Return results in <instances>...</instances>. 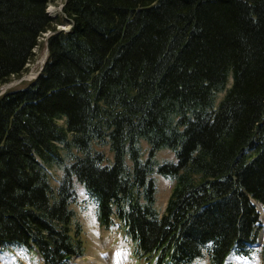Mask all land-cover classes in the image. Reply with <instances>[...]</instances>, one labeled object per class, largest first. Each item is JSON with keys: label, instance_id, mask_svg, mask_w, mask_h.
<instances>
[{"label": "trees", "instance_id": "trees-1", "mask_svg": "<svg viewBox=\"0 0 264 264\" xmlns=\"http://www.w3.org/2000/svg\"><path fill=\"white\" fill-rule=\"evenodd\" d=\"M53 1L0 0V85L52 31L39 75L0 94V254H85L77 181L149 264L249 259L264 206V0H64L68 31ZM155 173L174 180L163 213Z\"/></svg>", "mask_w": 264, "mask_h": 264}, {"label": "rangeland", "instance_id": "rangeland-1", "mask_svg": "<svg viewBox=\"0 0 264 264\" xmlns=\"http://www.w3.org/2000/svg\"><path fill=\"white\" fill-rule=\"evenodd\" d=\"M64 0H54L48 7V13L51 16L58 18V29L62 27L69 29L70 21L67 16L63 14ZM48 33V32H47ZM44 33L39 38V45L34 48V56L27 63V68L20 76H12L9 81L11 85L6 88L13 89L26 85L29 81L36 77L41 66L43 65V57L47 55V44L45 41ZM51 34V33H50ZM46 59V58H45ZM30 73L35 75L28 78ZM231 80L228 84H230ZM223 95V92L219 93V98ZM144 148V157L147 156L148 142L145 139L141 140ZM98 147V146H97ZM103 148L109 157H112V153L108 146ZM159 161L163 159H174L175 154L171 149H161L157 153ZM61 170L53 168V184L57 185ZM154 178L157 185V207L161 213L165 211L168 197L174 186V180L166 178L161 174L155 173ZM78 197L72 207L75 211L74 222H79L82 226L81 238L85 247V254L82 256H73L69 260V264H95L98 261L100 264H149L145 259H140L135 255V245L133 241L126 235L124 230L119 227L116 222L115 225L109 229L101 226L97 218V210L95 203L91 200L86 193L84 186L76 181ZM256 207L259 211L260 222L256 232V241L253 244V250L249 259L230 255L227 257L224 264H262L261 247L264 241V206L256 201ZM94 260H93V259ZM95 262V263H94ZM0 264H42L41 258L33 250H26L24 248H9L4 253L0 254ZM154 264V263H152ZM191 264H211L207 255L196 259Z\"/></svg>", "mask_w": 264, "mask_h": 264}, {"label": "water", "instance_id": "water-1", "mask_svg": "<svg viewBox=\"0 0 264 264\" xmlns=\"http://www.w3.org/2000/svg\"><path fill=\"white\" fill-rule=\"evenodd\" d=\"M62 29L69 30V29H66V28H62ZM50 33H51V32L49 31V32L46 34L47 37L50 35ZM48 52H49V50H48V47H47V55L45 56V58H47V56H48ZM45 61H46V59L43 60L44 63H45ZM42 67H43V65L41 66V68H40L39 72L37 73V75L40 73ZM37 75H36V76H37ZM9 84H10V83H3V84L0 85V94L3 93V92L6 90L7 87L10 86ZM1 89H2V90H1ZM66 258H67L68 260H70V259H71V256L68 255Z\"/></svg>", "mask_w": 264, "mask_h": 264}, {"label": "bare ground", "instance_id": "bare-ground-1", "mask_svg": "<svg viewBox=\"0 0 264 264\" xmlns=\"http://www.w3.org/2000/svg\"><path fill=\"white\" fill-rule=\"evenodd\" d=\"M45 59V56L43 57V59H42V61ZM35 74L34 73H30L29 75H28V78H31V77H33ZM9 85H11V84H9ZM93 259V258H92ZM94 260V259H93ZM95 263V262H94ZM95 264H100L98 261H96V263Z\"/></svg>", "mask_w": 264, "mask_h": 264}]
</instances>
